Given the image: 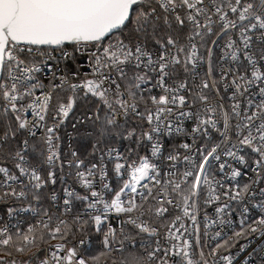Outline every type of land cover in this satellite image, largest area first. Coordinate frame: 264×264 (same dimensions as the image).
<instances>
[{
	"label": "snow or ice",
	"instance_id": "snow-or-ice-1",
	"mask_svg": "<svg viewBox=\"0 0 264 264\" xmlns=\"http://www.w3.org/2000/svg\"><path fill=\"white\" fill-rule=\"evenodd\" d=\"M264 0H0V264H264Z\"/></svg>",
	"mask_w": 264,
	"mask_h": 264
},
{
	"label": "built area",
	"instance_id": "built-area-1",
	"mask_svg": "<svg viewBox=\"0 0 264 264\" xmlns=\"http://www.w3.org/2000/svg\"><path fill=\"white\" fill-rule=\"evenodd\" d=\"M261 245H264V238L261 237H255L252 238V243L249 245L248 251H251L252 248L259 249ZM246 258L244 253H241L240 257L238 259L241 261V264H243L244 259Z\"/></svg>",
	"mask_w": 264,
	"mask_h": 264
}]
</instances>
